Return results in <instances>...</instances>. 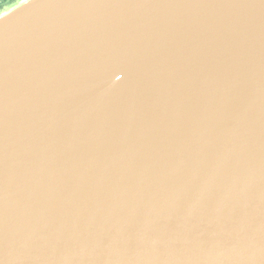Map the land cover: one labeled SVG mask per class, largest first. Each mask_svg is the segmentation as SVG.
<instances>
[{
  "label": "water",
  "instance_id": "water-1",
  "mask_svg": "<svg viewBox=\"0 0 264 264\" xmlns=\"http://www.w3.org/2000/svg\"><path fill=\"white\" fill-rule=\"evenodd\" d=\"M0 264H264V0L2 6Z\"/></svg>",
  "mask_w": 264,
  "mask_h": 264
},
{
  "label": "rangeland",
  "instance_id": "rangeland-1",
  "mask_svg": "<svg viewBox=\"0 0 264 264\" xmlns=\"http://www.w3.org/2000/svg\"><path fill=\"white\" fill-rule=\"evenodd\" d=\"M13 0H0V8L8 3H10Z\"/></svg>",
  "mask_w": 264,
  "mask_h": 264
}]
</instances>
